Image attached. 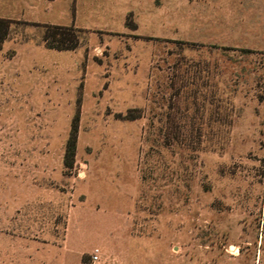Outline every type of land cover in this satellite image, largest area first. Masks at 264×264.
Returning a JSON list of instances; mask_svg holds the SVG:
<instances>
[{
    "label": "rangeland",
    "instance_id": "374dc122",
    "mask_svg": "<svg viewBox=\"0 0 264 264\" xmlns=\"http://www.w3.org/2000/svg\"><path fill=\"white\" fill-rule=\"evenodd\" d=\"M227 7L0 0V264H264V51L222 43Z\"/></svg>",
    "mask_w": 264,
    "mask_h": 264
},
{
    "label": "crops",
    "instance_id": "0c3cea01",
    "mask_svg": "<svg viewBox=\"0 0 264 264\" xmlns=\"http://www.w3.org/2000/svg\"><path fill=\"white\" fill-rule=\"evenodd\" d=\"M239 1V7L229 8L221 15L222 43L248 49L250 51H264V10L256 8L253 3L244 4ZM70 247H59L63 253ZM81 250L77 253L79 264L81 262Z\"/></svg>",
    "mask_w": 264,
    "mask_h": 264
},
{
    "label": "trees",
    "instance_id": "16d2710c",
    "mask_svg": "<svg viewBox=\"0 0 264 264\" xmlns=\"http://www.w3.org/2000/svg\"><path fill=\"white\" fill-rule=\"evenodd\" d=\"M12 25L13 21L0 18V51L10 36ZM43 28L45 30L43 34L45 47L58 52L76 51L80 47L85 32L75 26L44 25ZM79 121L80 115L77 114L72 122L70 137L66 144L64 166L68 170L74 169L76 163Z\"/></svg>",
    "mask_w": 264,
    "mask_h": 264
},
{
    "label": "built area",
    "instance_id": "2783aa9c",
    "mask_svg": "<svg viewBox=\"0 0 264 264\" xmlns=\"http://www.w3.org/2000/svg\"><path fill=\"white\" fill-rule=\"evenodd\" d=\"M99 251H96L95 253H94V255L92 256V258H93V260L95 261V262H97V261H99Z\"/></svg>",
    "mask_w": 264,
    "mask_h": 264
},
{
    "label": "water",
    "instance_id": "95a60500",
    "mask_svg": "<svg viewBox=\"0 0 264 264\" xmlns=\"http://www.w3.org/2000/svg\"><path fill=\"white\" fill-rule=\"evenodd\" d=\"M233 248V247H232Z\"/></svg>",
    "mask_w": 264,
    "mask_h": 264
}]
</instances>
